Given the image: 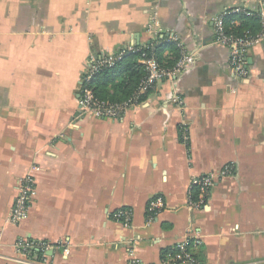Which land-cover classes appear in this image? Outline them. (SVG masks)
Returning <instances> with one entry per match:
<instances>
[{
	"label": "crops",
	"instance_id": "obj_1",
	"mask_svg": "<svg viewBox=\"0 0 264 264\" xmlns=\"http://www.w3.org/2000/svg\"><path fill=\"white\" fill-rule=\"evenodd\" d=\"M236 6L264 0H0V264L41 260L20 238L48 243L47 264H168L186 238L198 264H264V39L240 77L214 23ZM176 38L194 58L176 80L121 120L81 114L92 55L170 57ZM226 165L191 206L193 179ZM27 177L35 192L14 224Z\"/></svg>",
	"mask_w": 264,
	"mask_h": 264
},
{
	"label": "built area",
	"instance_id": "obj_2",
	"mask_svg": "<svg viewBox=\"0 0 264 264\" xmlns=\"http://www.w3.org/2000/svg\"><path fill=\"white\" fill-rule=\"evenodd\" d=\"M259 16L262 23V30L257 35L245 34L242 36L229 34L226 29L227 20L232 16ZM237 22V20H236ZM215 31L218 42L224 43L230 47L229 63L234 71L240 77H248L249 69L247 66V53L255 45L259 44L264 39V8L255 10L247 6H236L228 8L219 13L215 19ZM175 43L180 46L181 56L176 65L167 69L162 67L155 55L147 56L143 53L141 61L146 66L147 74L141 80L135 96L129 100L119 103L104 100L97 96L93 87L95 76L104 68H111L121 61L129 52H136L137 48L127 47L114 53H108L97 57L92 55L81 79V98L79 101L80 112L82 115H94L101 119L121 120L123 119L129 107L137 104L139 97L152 91L157 83L163 79L174 81L178 75L194 62L193 55L187 53L176 38ZM232 172L230 165H226L220 173H209L193 179L190 204L195 207H203L206 204L210 189L216 184L218 179L229 175ZM197 191V197L194 198V193ZM35 192V183L32 177H27L20 181L19 192L16 196L10 221L14 224L21 223L28 215L30 205ZM162 206L161 198H156L149 203V210L158 211ZM132 214L129 210H121L119 218L129 226ZM193 239L186 238L179 244L180 253L172 258L173 262L168 264H198L194 255L188 250V246ZM194 243H201V239H194ZM17 246L23 253H31L34 251H42L41 260L32 262L33 264H47L46 252L50 249V245L45 241H35L31 239L20 238L17 241ZM179 260V261H175ZM135 264H141L135 262Z\"/></svg>",
	"mask_w": 264,
	"mask_h": 264
},
{
	"label": "trees",
	"instance_id": "obj_3",
	"mask_svg": "<svg viewBox=\"0 0 264 264\" xmlns=\"http://www.w3.org/2000/svg\"><path fill=\"white\" fill-rule=\"evenodd\" d=\"M237 20V22H236ZM263 26L259 16H232L227 20L226 29L229 34L242 36L245 34L257 35ZM162 48H142L136 52H129L125 57L111 68H104L93 80L95 94L100 98L112 102L123 103L136 95L141 80L146 76L147 70L142 63V54L155 55L160 65L167 69L173 68L181 56L179 49L171 48L172 56L162 57ZM149 93V92H148ZM141 95L138 101H142L148 95ZM196 198V196L194 197ZM37 252L42 256V251Z\"/></svg>",
	"mask_w": 264,
	"mask_h": 264
},
{
	"label": "rangeland",
	"instance_id": "obj_4",
	"mask_svg": "<svg viewBox=\"0 0 264 264\" xmlns=\"http://www.w3.org/2000/svg\"><path fill=\"white\" fill-rule=\"evenodd\" d=\"M129 108H130V107H129ZM129 108H128V109H129Z\"/></svg>",
	"mask_w": 264,
	"mask_h": 264
}]
</instances>
